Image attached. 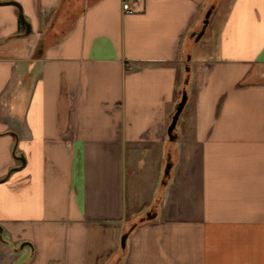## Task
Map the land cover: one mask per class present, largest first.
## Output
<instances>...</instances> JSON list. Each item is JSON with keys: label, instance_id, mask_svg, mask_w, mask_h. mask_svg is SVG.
I'll use <instances>...</instances> for the list:
<instances>
[{"label": "crops", "instance_id": "1", "mask_svg": "<svg viewBox=\"0 0 264 264\" xmlns=\"http://www.w3.org/2000/svg\"><path fill=\"white\" fill-rule=\"evenodd\" d=\"M9 1L31 29L0 4V264H264V0ZM169 153L123 254L156 190L128 174Z\"/></svg>", "mask_w": 264, "mask_h": 264}, {"label": "rangeland", "instance_id": "2", "mask_svg": "<svg viewBox=\"0 0 264 264\" xmlns=\"http://www.w3.org/2000/svg\"><path fill=\"white\" fill-rule=\"evenodd\" d=\"M207 33H208V29H206L205 34L196 42L197 45H198V47L196 49H198V51L201 52V53L205 52V50H206L205 42H206V39H207ZM194 43H195V40H194ZM192 45L194 46V44H192ZM196 49H194L193 52ZM180 125H181V117L177 121L176 129H180ZM172 160H173V154L169 153V161L172 162ZM153 161H152V163H150V161H146L144 159L142 164H141V169L139 170V172H138V174L136 176H131L130 174H128V177H127V189H128V197L129 198L131 196H133L132 195L133 193L134 194L139 193V196L136 197V199L139 200L138 202L148 203L149 200H150L151 194L153 192V188L156 187V190L154 192L155 196L153 198L152 203L149 206L145 207V209L140 213L139 216L135 217L132 221H130L127 224V227L125 228L123 233H125L129 229V227L132 224H134V223H137L138 226L141 225L142 223H139L138 220L140 218L144 217L145 213L147 211H149V210L156 211L153 208V205L157 206V204L159 202V200H158L159 199L158 198L159 195H157V194L160 191V189H162L163 186L164 187L166 186V185H162L161 184V180L163 179L162 175H163V171H164V167H165V163L166 162L162 161L163 162L162 169L160 170V173H158V171H157L158 169H156V165L153 163ZM158 174H160V175H158ZM165 181L168 183V180H165ZM143 223H145V222H143ZM137 225H136L135 229L138 227ZM120 238H121V236H120ZM125 250H126V247H125V249H121V247H120V251L123 254H124Z\"/></svg>", "mask_w": 264, "mask_h": 264}, {"label": "water", "instance_id": "3", "mask_svg": "<svg viewBox=\"0 0 264 264\" xmlns=\"http://www.w3.org/2000/svg\"><path fill=\"white\" fill-rule=\"evenodd\" d=\"M2 5H12V6H15L17 9H18V20L20 21V23L25 27V33L26 34H29L30 32V25L25 21L24 17H23V14H22V9L21 7L15 3V2H12V1H9V2H5V3H0ZM214 8V5H211L205 15H204V19L202 21V25L200 27V30L197 32V33H192L191 36H194V40L197 42L204 34L205 32V29L208 25V22H209V17L212 13V10ZM188 70V69H187ZM187 92L185 89H181L179 92H178V102L175 104L174 108H173V111L172 113L169 115V124H168V127L166 129V136H167V140L169 142H175L177 140V134H176V124H177V121L179 119V116L187 102ZM18 161L21 163V166L24 165V159L22 157H19L18 158ZM165 167H164V171H163V179L161 180V184L162 185H166V181L165 180H168L170 178V172H171V169H172V166H173V161H169V154L168 156L166 157V160H165ZM157 218V212L156 211H153V210H149L145 213V216L140 218L138 220L139 223H143V222H150V221H153ZM137 223H134L132 224L129 229L123 233L121 235V238H120V247L121 249H125L126 247V243H127V238L129 236V234L135 229Z\"/></svg>", "mask_w": 264, "mask_h": 264}, {"label": "built area", "instance_id": "4", "mask_svg": "<svg viewBox=\"0 0 264 264\" xmlns=\"http://www.w3.org/2000/svg\"><path fill=\"white\" fill-rule=\"evenodd\" d=\"M136 3V0H124L122 4V10L124 12H134V4Z\"/></svg>", "mask_w": 264, "mask_h": 264}, {"label": "trees", "instance_id": "5", "mask_svg": "<svg viewBox=\"0 0 264 264\" xmlns=\"http://www.w3.org/2000/svg\"><path fill=\"white\" fill-rule=\"evenodd\" d=\"M163 189H164V186L162 187V192H163ZM159 193V192H158ZM157 195H159V194H157ZM138 226V225H137Z\"/></svg>", "mask_w": 264, "mask_h": 264}]
</instances>
